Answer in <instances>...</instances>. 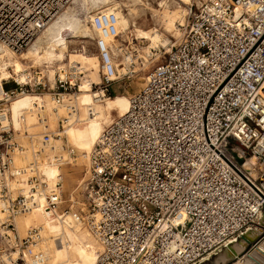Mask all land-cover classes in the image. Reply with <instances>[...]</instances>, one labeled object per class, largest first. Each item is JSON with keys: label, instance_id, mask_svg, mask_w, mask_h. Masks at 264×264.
<instances>
[{"label": "built area", "instance_id": "obj_1", "mask_svg": "<svg viewBox=\"0 0 264 264\" xmlns=\"http://www.w3.org/2000/svg\"><path fill=\"white\" fill-rule=\"evenodd\" d=\"M71 1L0 0V44L13 53L25 49ZM83 19L95 32L97 88L108 93L119 77L112 52L117 17L90 8ZM178 26L177 40L129 96L128 110L100 132L86 178L66 198L60 179L45 190L33 162L12 164L25 148L15 140L19 132L7 104L16 94L43 90V76L33 84L1 80L0 236L8 253L15 252L8 264H45L43 252L33 250L37 228L19 238L14 224L16 215L37 207L41 193L45 213L81 222L96 238L94 264H202L231 240L262 228L264 0H190ZM10 80L13 87L4 89ZM74 87L56 74L52 102L61 104V94ZM51 136L40 133L35 154L51 145ZM73 155L68 147L67 156ZM251 157L252 173L243 165ZM66 160L54 156L59 166ZM12 182L26 183V192L11 197Z\"/></svg>", "mask_w": 264, "mask_h": 264}, {"label": "bare ground", "instance_id": "obj_2", "mask_svg": "<svg viewBox=\"0 0 264 264\" xmlns=\"http://www.w3.org/2000/svg\"><path fill=\"white\" fill-rule=\"evenodd\" d=\"M131 1L132 3L141 2V0ZM115 2L113 0H72L64 10L47 23L23 51L15 54L0 44V97L2 90L1 80L11 78L18 83H24L29 78H33L30 74L25 73L26 68L19 60L23 57L33 59L34 64L39 68L44 66L49 73V80L52 81L53 67L65 61L64 53L68 51L69 38L90 37L92 33L95 36L94 30L83 19V13L90 8L114 12L117 17L118 36L120 32L129 34L131 29H135L136 26L131 20L130 10H127L126 4L119 6ZM173 2L182 4V7L186 8L190 0H173ZM163 4L166 5V3ZM80 12L82 13L81 18L79 16ZM177 16L179 19V14ZM84 17L87 19V16ZM175 20L176 18L171 17L168 19L166 23V31L168 33H171L176 28ZM182 20L178 25H180ZM152 32L150 34L136 31L135 39L145 40L149 44L146 57H138V59H142V65L144 66L145 62L147 63L148 61L147 57L151 55L150 48L157 46L166 48L169 44V41L158 34L155 29ZM113 47L114 57L123 55L122 48H118L115 40ZM24 54L25 56H23ZM131 60V56H124L123 65L127 66ZM116 66L117 64H115V70L117 71ZM68 67L69 74L62 69L63 67H57L55 72L59 78L68 77L72 84L74 79L79 80L80 85L79 87L77 85V89L73 93L61 94V104L55 105L49 96L50 94L23 92L11 98L6 109L12 127L19 132L15 140L25 148L23 153H16L13 156L12 164L16 168H21L33 162L34 170L43 179L46 191L52 188L57 180H61L63 175L67 177L70 173V181L74 180L75 175L71 173L72 171L77 173L84 168L83 175L76 178L75 181L80 182V180L86 178L87 173L85 170H87L88 166V154L100 136V132L107 125L106 123L109 124L111 122L108 111L110 96L105 95L101 89H96L98 92H93V89H91L93 84H97L95 70L98 67L100 68L98 58L95 55L74 54L68 60ZM83 73L85 76L81 78L80 74ZM36 76L38 75H35V78ZM79 94L81 98H79ZM117 106L120 109V113L117 116L124 114L129 107V98L119 101ZM69 107L72 108L69 109ZM37 115L43 117L45 122H41L43 118L39 121ZM60 117L61 119H59ZM62 118H65V120L61 123L60 128L58 122ZM45 129L52 134L51 145L44 148L39 154H35V145L39 142L40 133L45 131ZM24 131L33 134L30 139L22 135ZM63 141L67 144L64 145ZM68 147L72 148L74 152L71 158L67 156ZM55 155L62 156L63 160L66 158V162L69 163H62L59 166L54 161ZM75 159L76 161H74ZM254 159L251 157L249 161L243 164L250 173L255 170L252 167V164L255 163ZM79 164L82 166H79ZM65 165L69 166L66 167ZM257 178H261V182L264 184V171ZM67 186V180H64V182L60 181L62 197H64V188L66 189ZM27 188L28 186L24 182H12L8 186L9 192L17 190L22 194L26 192ZM13 195L14 193L10 194L11 197H14ZM35 197L38 201L37 207L23 214L16 215L14 224L19 238L25 236L29 227L37 228L38 238L34 243L33 250L43 252L45 264H86V261H90L94 255L97 256L100 245L81 222L73 223L69 221V217L63 222L59 221L56 217L50 216L43 211V194L35 195ZM18 227H20L21 231L25 230L23 234ZM85 233L96 240L98 244L96 254L90 251L87 242L82 240L81 235ZM258 234L257 230H249L245 232L242 238L231 240L230 245L224 247L213 257L214 263L225 264L236 259L234 264H264V240L260 238L257 240ZM247 244L251 245L250 249L246 251L248 248ZM38 246L40 249H38ZM245 251L246 254L243 257L239 256ZM14 258L15 252L13 251L10 253L2 252L0 255V260L3 264L10 263ZM95 260L92 264H94ZM26 264L30 263L27 261Z\"/></svg>", "mask_w": 264, "mask_h": 264}, {"label": "rangeland", "instance_id": "obj_3", "mask_svg": "<svg viewBox=\"0 0 264 264\" xmlns=\"http://www.w3.org/2000/svg\"><path fill=\"white\" fill-rule=\"evenodd\" d=\"M115 3H117L119 6H123V4H126L127 10H130L131 14V20L135 23V29H131V32L129 34H124L120 32L119 36L115 39V43L117 44L118 48H122V52L124 56H131L132 60L127 64V66L123 65V55H116L115 61L117 64V72L119 74V77L117 80L113 81L109 87H108V93L104 92L105 95L110 96V100L108 101L109 107V115L112 120L114 116H117L120 113V109L117 106V103L121 100L128 99L129 96L134 93L141 85L143 82V78L147 71L156 63H158L160 60H162L163 56H165L166 52L168 51L170 45L174 43L179 34H180V29L178 26V23L182 20L185 19V10L186 8L182 7V4H179L177 2H173V0H141V2H135L132 3L131 0H113ZM163 3H166L164 5ZM128 12V11H126ZM167 14V15H165ZM177 14H179V19ZM82 13L80 12L79 16L81 18ZM166 16V17H165ZM174 16V17H173ZM176 18L174 21L175 24V29L172 30L171 33H168L166 31V23L169 18ZM166 18V19H165ZM182 20V22H183ZM156 30L158 34L162 35L166 40L169 41V44L166 46V48L157 46L150 48L151 55L150 57H147V63L145 62V66L142 65V59H138V57H146V51L148 48V43L145 40H136V31H143L146 33L152 34L153 30ZM93 38L94 34L92 33L90 37H72L69 38L68 42V51L64 53L65 55V61L61 62V64H57L53 67L54 73L52 77V81L49 80V73L43 66L42 68H39L37 65L34 64V60L31 58H20V62L24 65L26 68V74H30L33 78L30 80L29 83L33 84L35 81V75L43 76L42 79L45 81V87L42 90L41 88L34 89L33 92L35 93H46L49 94L51 93V87L53 85V80L56 76V68L57 67H63L62 69L65 70L66 73L69 74V67H68V60L70 56H73L74 54H84L86 56H93L97 57L96 51L93 45ZM129 39V40H128ZM135 39V40H134ZM24 50V49H23ZM21 50V51H23ZM19 51V52H21ZM84 51V53H83ZM19 52H16L15 54H18ZM79 52V53H78ZM27 54V53H26ZM25 56V54L23 55ZM12 61V60H11ZM59 65V66H58ZM44 69V70H43ZM63 71V70H62ZM40 72V74H39ZM126 73L124 76H121V74ZM25 74V75H26ZM99 74H100V68H96L95 70V76L97 79V84L99 83ZM85 74H80V77L83 78ZM37 77V76H36ZM68 79V77H65ZM75 89L72 90L73 92L76 91L77 87L76 85H80L79 80L75 79ZM79 82V83H78ZM13 84L11 83V80L8 81L7 84L3 85L4 89H9L12 88ZM98 86L95 85L91 89H93V92H98L96 89ZM109 94V95H108ZM51 97V95H49ZM79 98H81V95L79 94ZM78 98V99H79ZM48 99V97H47ZM79 102V100H78ZM81 114V112H80ZM87 117V115H85ZM61 119V117L59 118ZM58 119V120H59ZM57 120V121H58ZM59 123V122H58ZM60 124V123H59ZM108 124V123H106ZM105 124V125H106ZM64 145V141L62 142ZM76 153V152H75ZM76 161V159L74 160ZM73 161V162H74ZM79 166H82L79 164ZM78 166V167H79ZM261 171L258 172L257 174H261L264 171V166H260ZM84 168L80 169L79 172L73 173L75 175L74 180L70 181V173L68 176H62V181L67 180V190L64 188L63 192V198H66L69 194L70 191L73 190L74 184L77 183L75 181L76 178H79L83 175ZM256 174V175H257ZM258 175L257 177H259ZM66 178V179H65ZM262 180V179H261ZM79 188L74 191L75 195L77 196V191ZM15 196L18 191L17 190H12L10 194H13ZM20 224V223H19ZM18 224V226H19ZM19 230L21 231L20 227H18ZM25 230L21 231L22 234ZM82 240L84 242H87V246L89 247L90 251L97 253V242L96 240L88 235L84 234L82 235ZM248 245V244H247ZM249 246V245H248ZM39 247V246H38ZM4 241L2 237L0 236V255L2 252H9V250L5 249ZM40 249V247L38 248ZM249 248L246 249L249 250ZM246 251L244 253H241L239 256H242L246 254ZM37 252V251H36ZM94 255L90 261H86V264H92L93 261L95 260ZM215 256V255H214ZM214 256L208 257L207 261L203 262L202 264H215L214 263ZM210 259V260H209ZM236 260V259H235ZM235 260L229 261L230 263H225V264H234ZM0 264H3L0 260Z\"/></svg>", "mask_w": 264, "mask_h": 264}, {"label": "water", "instance_id": "obj_4", "mask_svg": "<svg viewBox=\"0 0 264 264\" xmlns=\"http://www.w3.org/2000/svg\"><path fill=\"white\" fill-rule=\"evenodd\" d=\"M237 162L240 163L241 162V159H237ZM259 223H260V225H261L262 228H260L258 230L259 234H258L257 240L259 238L264 240V211H262V213H261V218L259 220ZM244 235H245V233L243 235H241L240 238H242V236H244ZM250 245L248 246V248L250 247Z\"/></svg>", "mask_w": 264, "mask_h": 264}, {"label": "crops", "instance_id": "obj_5", "mask_svg": "<svg viewBox=\"0 0 264 264\" xmlns=\"http://www.w3.org/2000/svg\"><path fill=\"white\" fill-rule=\"evenodd\" d=\"M65 166L68 167L69 165H68V166L65 165ZM71 173L73 174V171H72ZM73 175H74V174H73ZM61 181H62V176H61ZM62 182H63V181H62ZM77 182H78V181H77ZM74 185H75V184H74ZM81 238H83L82 235H81Z\"/></svg>", "mask_w": 264, "mask_h": 264}]
</instances>
